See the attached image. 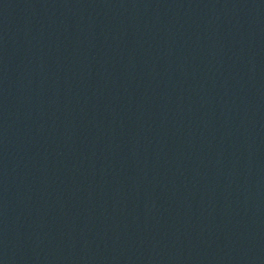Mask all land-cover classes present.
Instances as JSON below:
<instances>
[{
  "label": "water",
  "instance_id": "1",
  "mask_svg": "<svg viewBox=\"0 0 264 264\" xmlns=\"http://www.w3.org/2000/svg\"><path fill=\"white\" fill-rule=\"evenodd\" d=\"M0 264H264V0H7Z\"/></svg>",
  "mask_w": 264,
  "mask_h": 264
}]
</instances>
